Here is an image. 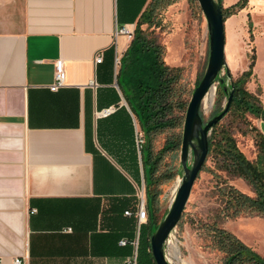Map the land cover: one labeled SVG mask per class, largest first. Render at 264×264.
I'll use <instances>...</instances> for the list:
<instances>
[{"label": "crops", "instance_id": "1", "mask_svg": "<svg viewBox=\"0 0 264 264\" xmlns=\"http://www.w3.org/2000/svg\"><path fill=\"white\" fill-rule=\"evenodd\" d=\"M152 3L0 0V264H125L132 255L119 243L136 237L145 183L138 122L116 67L131 42L116 31L136 28ZM263 13L264 0H250L225 21L227 61L236 53L229 27L235 36L233 22L252 21L256 60L246 88L262 106ZM58 60L66 85L52 92ZM257 128L264 136L263 120ZM236 220L264 228V217ZM240 225L236 236L247 244Z\"/></svg>", "mask_w": 264, "mask_h": 264}, {"label": "trees", "instance_id": "2", "mask_svg": "<svg viewBox=\"0 0 264 264\" xmlns=\"http://www.w3.org/2000/svg\"><path fill=\"white\" fill-rule=\"evenodd\" d=\"M156 1L159 0H154V3L142 15L135 30L134 40L121 58L118 73V86L138 122V146L141 153L146 203L149 210V234L146 235L142 228L138 264H156L151 251V236L165 217L159 215L160 191L158 187L163 177L171 179L176 176L173 171L163 176L158 175L160 158L155 153L154 137L157 133L170 132L159 155H165L168 151L182 147L183 135H176V130L182 131L184 128L187 109L193 95L191 93L188 98V90L182 82V69L166 64L163 46L155 40L149 39L142 28L144 24L152 22L155 11L153 4ZM190 2L197 3V0H190ZM220 2L223 3V0ZM247 5L248 0H241L229 8H224V20L237 15ZM252 27L253 25L250 23L251 30ZM255 60V48H253L250 57V70L230 83V86H235L230 110L252 112L258 119L264 121V106L258 104L256 107L252 102L259 103V99L246 88V84L253 74ZM200 82H197L196 88ZM217 92L222 97L223 95L228 97L221 84H218ZM218 126L219 124L213 128L209 137L208 159L213 154L219 153L223 158L222 168L230 175L246 180L252 187L255 196H250L236 187L224 183L221 188H218L222 204L220 213L213 223L204 226L205 232L211 239L212 246L224 253L223 264H264V257L235 234L219 226V223L224 220L240 217H264V136L257 130L258 156L255 162H251L229 133H217Z\"/></svg>", "mask_w": 264, "mask_h": 264}, {"label": "rangeland", "instance_id": "3", "mask_svg": "<svg viewBox=\"0 0 264 264\" xmlns=\"http://www.w3.org/2000/svg\"><path fill=\"white\" fill-rule=\"evenodd\" d=\"M240 1L223 0V3L226 8H229ZM156 2L153 4L155 11L152 22L144 24L142 28L149 39L155 40L163 46L166 64L170 67L182 69V82L188 90L189 98L195 90L197 82L202 81L208 65L210 44L207 21L198 1L197 3L190 2V0H159ZM249 3L250 0H248ZM261 15L257 19L264 21V13ZM246 25V27L245 25L242 27V25L233 22V28L240 29V31H234L235 36L232 34V27L228 29L229 49L231 50L233 43L236 52L235 60L229 57L227 61L233 81L238 79L235 76L237 71L250 70V57L256 45L253 34L255 33V28L251 30L248 22ZM245 54H248L249 58ZM221 77L226 78L225 70L222 72ZM217 89L218 84H216L214 89L212 105L209 104L207 98L201 109L202 117L206 123L219 115L227 104L228 97L220 96ZM249 101L252 102L251 100ZM252 103L256 107L258 104L262 106L260 102ZM258 120L262 119H258L252 112L233 109L219 124L217 133H229L235 139L239 149L246 158L251 162H255L258 156ZM169 135L170 132L157 133L153 142L155 153L160 158L158 175L163 176L171 171L176 174L171 179L163 177L158 187L160 191V217L167 215L178 193L183 177L181 147L177 150L168 151L165 155H159V151L165 146ZM176 135L182 136L183 130L177 129ZM137 148L140 153L138 142ZM222 159L219 153L213 154L207 160L196 181L183 219L166 246V256L170 264L224 263V253L212 246L211 239L207 237L206 229L204 228L205 225L213 223L220 213L222 204L218 188L227 183L244 193L248 191L254 193V191L246 180L227 173L222 168ZM189 164H192V156ZM253 195L255 196V193ZM146 208L149 216L148 206ZM236 221V219L224 220L219 223V226L228 231L230 230L236 235V228L241 224V230L248 233L247 237H245L248 242L247 245L264 257V228L257 229L252 224L247 227L248 225L245 223H237Z\"/></svg>", "mask_w": 264, "mask_h": 264}, {"label": "water", "instance_id": "4", "mask_svg": "<svg viewBox=\"0 0 264 264\" xmlns=\"http://www.w3.org/2000/svg\"><path fill=\"white\" fill-rule=\"evenodd\" d=\"M197 1L208 24L210 53L205 75L193 92L185 117L181 147L182 182L167 215L151 236V251L156 264H170L166 256L167 243L182 221L196 181L206 165L211 132L229 114L235 94V86H230L232 75L226 59L224 5L220 0ZM224 70L225 79L221 77ZM216 84L224 87V92L228 95L227 104L219 115L206 123L201 115V109Z\"/></svg>", "mask_w": 264, "mask_h": 264}, {"label": "built area", "instance_id": "5", "mask_svg": "<svg viewBox=\"0 0 264 264\" xmlns=\"http://www.w3.org/2000/svg\"><path fill=\"white\" fill-rule=\"evenodd\" d=\"M135 30L136 28H128V27H121L118 28L116 31V37L124 36L128 39L129 42H132L135 37ZM103 62L102 55H98L96 58V64L99 65ZM121 63V58H117L116 60V67H119ZM66 85V72L64 67V62L62 60H58L55 63V82L50 87L52 92H58L60 89L64 88ZM116 112L115 108L106 109L99 113L100 117H109ZM147 203L145 199V193L142 192V197L140 199L136 216H137V231L136 237L133 241H129L127 239H123L120 241V247H128L131 246L133 249L132 255L126 260L125 264H138L139 260V249H140V240H141V231L144 226H146L149 222V216L147 212ZM36 211H34L35 213ZM127 216L133 215L131 212H126ZM71 229L69 230V232ZM14 264H23L21 259H16Z\"/></svg>", "mask_w": 264, "mask_h": 264}, {"label": "bare ground", "instance_id": "6", "mask_svg": "<svg viewBox=\"0 0 264 264\" xmlns=\"http://www.w3.org/2000/svg\"><path fill=\"white\" fill-rule=\"evenodd\" d=\"M214 92H215V91H212V92L207 96V98H208V102H209L210 105H212L213 100H214ZM207 98H206V99H207ZM206 99H205V101H206Z\"/></svg>", "mask_w": 264, "mask_h": 264}]
</instances>
